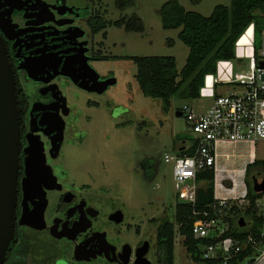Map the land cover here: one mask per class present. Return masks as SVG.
<instances>
[{"label": "flooded vegetation", "instance_id": "obj_1", "mask_svg": "<svg viewBox=\"0 0 264 264\" xmlns=\"http://www.w3.org/2000/svg\"><path fill=\"white\" fill-rule=\"evenodd\" d=\"M97 16L95 7L80 8L67 0H0V38L15 76L20 136L14 238L3 264H137L145 242V258L150 261V241L136 243L146 233L135 225L129 201L103 186L77 180L74 173L91 176L93 167L82 164L85 156L75 159L68 152L73 143L86 141L88 133L71 105L70 87L97 94L69 77L90 80L89 89L95 73L100 82L110 78L93 66L107 59L91 33L90 23ZM86 61L94 70L87 69ZM86 105L98 107L91 99ZM127 113L126 108L115 117ZM27 158L36 174L54 177L52 188L41 183L25 195ZM44 201L43 228L19 223L24 208L37 218L34 210Z\"/></svg>", "mask_w": 264, "mask_h": 264}, {"label": "rangeland", "instance_id": "obj_2", "mask_svg": "<svg viewBox=\"0 0 264 264\" xmlns=\"http://www.w3.org/2000/svg\"><path fill=\"white\" fill-rule=\"evenodd\" d=\"M170 0H135L132 8L124 12L116 8L115 0H67L69 5L80 8L95 7L98 15L108 22L103 31L95 35L102 57L93 63L104 76L115 79L103 94L88 95L70 87L72 107L78 110L80 126L88 133L83 143H73V158L85 156L82 164L93 167V175L74 173L76 179L94 187L103 186L110 193L124 198L129 204L135 225L146 233L136 239L150 241L152 250L148 256L157 263L156 232L164 223H173L175 230L176 197L172 178V162L165 156L179 153L183 140L191 137L183 116L177 112L183 106H192L202 112L210 104L209 98L170 99V109L165 112L160 99L145 97L135 79V64L127 57L172 56L180 71L188 56V48L178 39L179 29L165 30L162 27L159 9ZM187 12H196L208 17L217 6H231V0H177ZM264 15V11L256 12ZM124 19L126 26L140 25L139 30H128L125 25L117 27L114 22ZM140 23V24H139ZM100 43V44H99ZM248 60H232L234 73L247 72ZM91 96V97H90ZM91 99L98 107L89 108ZM129 113L116 119L118 109ZM115 110L114 114L111 113ZM90 117L89 122L86 118ZM81 127V128H82ZM264 158V140L256 143ZM87 158H90L87 159ZM73 162H75L73 160ZM81 164V165H82ZM80 165V166H81ZM76 167V166H75ZM77 168V167H76ZM183 238L175 236L174 264H196L182 244ZM99 264V263H95Z\"/></svg>", "mask_w": 264, "mask_h": 264}, {"label": "trees", "instance_id": "obj_3", "mask_svg": "<svg viewBox=\"0 0 264 264\" xmlns=\"http://www.w3.org/2000/svg\"><path fill=\"white\" fill-rule=\"evenodd\" d=\"M135 0H115L116 8L124 12L132 8ZM264 11V0H231V6H217L210 16L204 17L196 12H187L177 0H170L158 11L162 27L165 30L181 29L178 39L188 48V56L183 68L178 71L176 60L172 56H147L127 57L137 69L135 79L145 97L160 99L163 103V110L170 109V99H197L200 89L204 86L207 75L216 73L218 61H228L235 57V44L245 31L253 25L255 49L259 47V41L264 30V15H257L256 12ZM140 24V23H139ZM108 22L101 15L92 19L90 23L93 35L103 31L102 36L106 38L105 29ZM117 27L126 26L125 20L114 22ZM128 30H139L140 25L135 27L126 26ZM194 146L188 150H181L179 155H191ZM253 167H260L264 171V161H255L248 168L246 177L247 206L240 209L235 203H231L229 209L233 214L231 219L230 235L245 239L252 236L256 240L264 232V218L258 214L255 205L261 196L252 189L250 172ZM198 181H208V188H213L214 172L208 170L199 173ZM215 202V201H214ZM206 207L198 206L197 209ZM175 230L173 223H164L158 227L156 232L157 256L160 264H174L175 236L179 234L183 238L182 244L192 261L196 264H221L218 261H201L199 241L194 240L192 228V209L183 204L176 205ZM243 219L244 227L239 224ZM249 221V228L248 221ZM264 240V239H263ZM251 250L242 252L230 264H238ZM259 255V253H256Z\"/></svg>", "mask_w": 264, "mask_h": 264}, {"label": "built area", "instance_id": "obj_4", "mask_svg": "<svg viewBox=\"0 0 264 264\" xmlns=\"http://www.w3.org/2000/svg\"><path fill=\"white\" fill-rule=\"evenodd\" d=\"M252 33L245 43L235 44V58L248 60V71L234 73L232 60L218 61L216 73L207 75L200 89V98L212 100L204 113H196L190 106L180 109L191 134L194 146L191 155L165 156L172 162V178L176 197L180 204L192 209L191 233L199 241L201 261H218L230 264L242 252L251 253L238 264H256L264 254V232L256 240L252 236L238 239L230 235L229 209L232 201L218 199L197 209L198 174L214 170L216 146L220 142L254 143L264 140V30L259 47L255 49ZM255 205L264 218V193H260ZM179 235V234H178ZM259 253V255H256Z\"/></svg>", "mask_w": 264, "mask_h": 264}, {"label": "water", "instance_id": "obj_5", "mask_svg": "<svg viewBox=\"0 0 264 264\" xmlns=\"http://www.w3.org/2000/svg\"><path fill=\"white\" fill-rule=\"evenodd\" d=\"M87 69L94 70L85 62ZM260 65L264 66L263 63ZM94 74V73H93ZM96 74L95 80L92 82V87L89 89L90 80L84 81L78 76L69 77L71 81L78 84L84 90H89L97 94H103L111 85L116 83L113 78H103ZM30 78V75H28ZM100 84L96 89L94 85ZM16 94V81L7 60L6 50L2 39L0 38V264L4 263L6 253L10 243L14 238V224L16 221V206H17V174H18V154L20 148L19 136V111ZM125 109H118L116 115L124 112ZM181 116V112H177ZM31 158H27L28 164L27 173L22 181V186L25 195L32 191L41 183L48 189L52 188L54 177L45 174H36L33 167L29 164ZM253 191L257 194L264 193V177L259 180L256 176L252 178ZM214 202V191L212 188L198 189L197 205L205 206ZM25 207V206H24ZM45 207V201L36 211L39 215L36 218L35 214H28L24 208V213L19 221L22 225H27L32 228H43L42 214ZM239 224L244 227L243 219H240ZM149 243L145 242L144 246L138 251L137 264H151L145 258L148 252ZM80 260V259H78Z\"/></svg>", "mask_w": 264, "mask_h": 264}, {"label": "crops", "instance_id": "obj_6", "mask_svg": "<svg viewBox=\"0 0 264 264\" xmlns=\"http://www.w3.org/2000/svg\"><path fill=\"white\" fill-rule=\"evenodd\" d=\"M211 105L212 100L210 99L209 106L206 107L204 111L198 113H204ZM190 107L194 110L192 106ZM190 138L191 137H189L188 140L182 141L178 148L179 152L189 147L191 144ZM256 143L257 142H220L217 144L212 188L214 191V200L228 199L232 201V203L238 205L240 209H244L247 206L246 177L248 168L251 167L255 161H264L262 154L257 150ZM250 176L251 180L254 176L261 180L264 177V171L260 167H253ZM198 186L199 189H207L208 181L201 179L198 181ZM258 214L260 215L259 211ZM248 228L249 221L247 229ZM256 264H264V254Z\"/></svg>", "mask_w": 264, "mask_h": 264}, {"label": "bare ground", "instance_id": "obj_7", "mask_svg": "<svg viewBox=\"0 0 264 264\" xmlns=\"http://www.w3.org/2000/svg\"><path fill=\"white\" fill-rule=\"evenodd\" d=\"M251 33H252V28L249 27V28L245 31V33L240 37V39H239V45H241L242 43H245L246 40H247V37L250 36Z\"/></svg>", "mask_w": 264, "mask_h": 264}]
</instances>
